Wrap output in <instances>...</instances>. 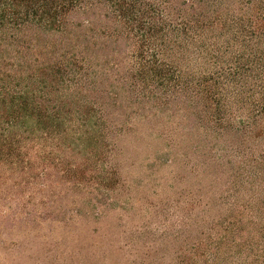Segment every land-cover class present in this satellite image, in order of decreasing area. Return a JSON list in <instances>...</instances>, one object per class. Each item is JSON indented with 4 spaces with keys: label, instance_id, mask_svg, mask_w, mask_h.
<instances>
[{
    "label": "rangeland",
    "instance_id": "1",
    "mask_svg": "<svg viewBox=\"0 0 264 264\" xmlns=\"http://www.w3.org/2000/svg\"><path fill=\"white\" fill-rule=\"evenodd\" d=\"M87 18L73 13L70 28L83 31ZM57 38L41 37L43 56L68 59L49 65L58 72L48 84L33 86L47 93L50 110L67 114L66 124L0 130L10 135L9 143L0 137V264H191L202 231L229 212L224 178L214 181L229 175L223 155L239 143L242 152L264 151V134L239 143L233 134L206 139L191 108L135 96L116 103L101 80L110 64L74 63L86 50L81 41L68 57L61 47L46 50ZM120 52L128 56L125 45ZM205 242L203 264L241 260Z\"/></svg>",
    "mask_w": 264,
    "mask_h": 264
},
{
    "label": "trees",
    "instance_id": "2",
    "mask_svg": "<svg viewBox=\"0 0 264 264\" xmlns=\"http://www.w3.org/2000/svg\"><path fill=\"white\" fill-rule=\"evenodd\" d=\"M76 12L88 16L79 33L69 24ZM44 34L58 36L46 50L64 48V57L80 41L96 54L86 57L85 50L74 63H109L101 80L116 103L135 96L138 103L191 108L206 139L233 134L239 143L264 134V0H0V130L46 132L67 122L39 93L58 72L49 65L68 59L43 56ZM123 45L125 58L118 57ZM34 81L44 85L36 89ZM227 156L229 175L214 181L224 178L229 212L202 231L191 264L207 261L209 239L216 253L239 255L238 264H264V151L242 152L239 143Z\"/></svg>",
    "mask_w": 264,
    "mask_h": 264
}]
</instances>
